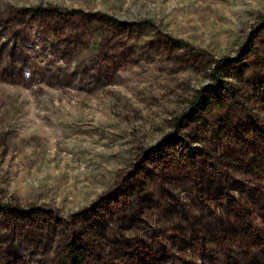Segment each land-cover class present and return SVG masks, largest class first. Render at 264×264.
<instances>
[{
    "label": "rangeland",
    "instance_id": "rangeland-1",
    "mask_svg": "<svg viewBox=\"0 0 264 264\" xmlns=\"http://www.w3.org/2000/svg\"><path fill=\"white\" fill-rule=\"evenodd\" d=\"M0 264H264V0H0Z\"/></svg>",
    "mask_w": 264,
    "mask_h": 264
},
{
    "label": "trees",
    "instance_id": "trees-1",
    "mask_svg": "<svg viewBox=\"0 0 264 264\" xmlns=\"http://www.w3.org/2000/svg\"><path fill=\"white\" fill-rule=\"evenodd\" d=\"M174 45L178 48H182V47L187 48L188 47L186 42H184L183 40H175ZM201 103H202V96H199L195 99L194 105H199V107H201L200 106ZM69 249H70V253H71L70 256H71L72 261L75 263H79L81 257H80V253L77 251L76 246H74L73 244H70Z\"/></svg>",
    "mask_w": 264,
    "mask_h": 264
}]
</instances>
